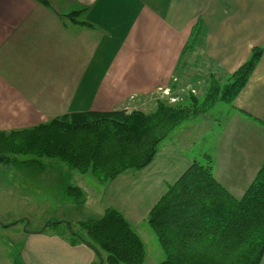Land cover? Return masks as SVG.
Instances as JSON below:
<instances>
[{
  "label": "crops",
  "instance_id": "obj_1",
  "mask_svg": "<svg viewBox=\"0 0 264 264\" xmlns=\"http://www.w3.org/2000/svg\"><path fill=\"white\" fill-rule=\"evenodd\" d=\"M46 1L0 0V131L27 129L69 112H146L136 103L160 88L173 89L180 64H209V83L219 82L253 47L264 48V0ZM198 23L200 43L185 50ZM222 102L212 106L217 124L203 136L206 148L198 149V157L185 140L198 138L202 130L192 128L200 126L175 128L174 134L190 132L184 143L173 136L161 156L165 151L166 162L177 166L160 172L152 160L145 167L153 172L148 193L162 196L193 160L209 155L216 181L242 197L264 162V50L244 88L227 105ZM107 208L120 211L131 228L145 220L144 210H128L125 201L108 204L102 215ZM22 239L20 264H95L96 254L83 242ZM2 259L8 264L4 254Z\"/></svg>",
  "mask_w": 264,
  "mask_h": 264
},
{
  "label": "trees",
  "instance_id": "obj_2",
  "mask_svg": "<svg viewBox=\"0 0 264 264\" xmlns=\"http://www.w3.org/2000/svg\"><path fill=\"white\" fill-rule=\"evenodd\" d=\"M46 4V0H36ZM202 38L194 26L185 50ZM264 48L253 47L248 58L219 88L213 81L204 100L194 96L189 106L159 100L154 110L78 111L54 117L36 126L6 135L28 137V145L41 144L36 153L57 159L82 174L91 172L101 181L113 180L128 170H141L154 159L160 143L191 115L205 113L217 100L230 103L244 88ZM195 107L200 109L195 110ZM193 107V108H192ZM33 140V143H32ZM67 196H80L68 185ZM148 222L165 252L161 264H259L264 256V162L241 198H235L214 178L211 158L195 159L152 206ZM66 224L71 244L83 242L106 264H142L144 243L122 214L107 208L98 219ZM102 253L105 258L102 259Z\"/></svg>",
  "mask_w": 264,
  "mask_h": 264
},
{
  "label": "rangeland",
  "instance_id": "obj_3",
  "mask_svg": "<svg viewBox=\"0 0 264 264\" xmlns=\"http://www.w3.org/2000/svg\"><path fill=\"white\" fill-rule=\"evenodd\" d=\"M106 21L108 23V20ZM190 57L194 59L197 55ZM206 63L208 64L207 61ZM209 68V64L205 67L199 66V60L195 61V66L188 64L185 67L180 64L173 79L175 87L167 89V94L164 92L166 88H160L154 97H143L136 103L138 108L149 112L159 100L168 99L171 102V97L175 98V101L171 103L179 102L185 106H189L192 101L191 95L199 102L203 101L213 81H216L215 83L221 88L230 75L225 76L223 81L218 82V79L214 78L209 83ZM205 80H207L206 83H204ZM221 105L224 106L227 103L222 102ZM193 109L199 110L200 107L194 106ZM198 112L182 122L200 126L192 128L202 130L198 138L189 140L186 135L190 132L187 130L189 128H184L177 134H174V129L160 143V148L158 147L159 150L153 159V163L158 166L160 172L166 171L171 166H177V163L172 165L171 162H166L165 151L162 154L163 157L161 156L162 149L173 136L180 137L182 143L186 136L185 145L189 150H193L196 157L200 152L198 149L206 148L202 145V139L210 129L216 127L218 110L215 105L206 113ZM181 128V126L178 127V129ZM27 140L26 135H6L0 138V264H7L3 262V254L9 259L8 264H20L19 252L23 243L22 237H70L69 227L67 228L66 224L47 225L49 221H70L72 224L70 222L68 224L70 223L72 230L81 232L78 225L73 223L98 219L108 204L119 206V203L123 201H125L126 209L144 210L146 214L145 220L132 224V228L145 245V258L142 264H159L165 259V252L159 238L148 222V214L152 206L161 197L159 195L155 198L156 194L148 193L150 185L148 176L153 174L150 166L144 170L126 171L125 179H122L124 177L122 176L119 180H114L120 174L113 180L101 181L91 172L82 174L69 169L57 159L37 154L35 150L40 148L38 146L41 143L34 139L35 145L30 146ZM158 183L160 184V181ZM68 185L78 187L81 195L67 196L65 189ZM151 204L152 206L148 209L147 207ZM95 257V264H100L102 260ZM104 258L105 253H102V259ZM102 264H106V261ZM259 264H264V256Z\"/></svg>",
  "mask_w": 264,
  "mask_h": 264
},
{
  "label": "built area",
  "instance_id": "obj_4",
  "mask_svg": "<svg viewBox=\"0 0 264 264\" xmlns=\"http://www.w3.org/2000/svg\"><path fill=\"white\" fill-rule=\"evenodd\" d=\"M167 91H168V90H164V92H165L166 94H167ZM170 101H171V102H174V101H175V98H174V97H171V98H170Z\"/></svg>",
  "mask_w": 264,
  "mask_h": 264
},
{
  "label": "water",
  "instance_id": "obj_5",
  "mask_svg": "<svg viewBox=\"0 0 264 264\" xmlns=\"http://www.w3.org/2000/svg\"><path fill=\"white\" fill-rule=\"evenodd\" d=\"M68 230H70V227L68 228Z\"/></svg>",
  "mask_w": 264,
  "mask_h": 264
}]
</instances>
